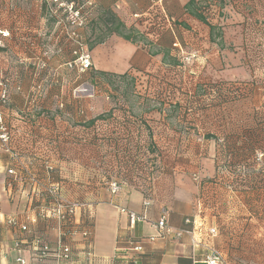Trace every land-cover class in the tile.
I'll return each mask as SVG.
<instances>
[{
	"label": "trees",
	"instance_id": "obj_1",
	"mask_svg": "<svg viewBox=\"0 0 264 264\" xmlns=\"http://www.w3.org/2000/svg\"><path fill=\"white\" fill-rule=\"evenodd\" d=\"M73 1L80 4L79 0H68L70 3ZM117 1L85 0L79 5L82 8L90 4V8L83 14L87 20L90 19L88 41L69 46L70 60H66V63L73 72H77L80 65V76L88 77L89 84L93 86H106L109 89L119 84L130 86L140 103L151 102L152 108L138 112L131 106L116 102L105 113L85 118V112L78 106L76 98L64 100L61 85L63 79L59 78V64H56L55 59L45 66V71L34 64L28 67L30 87L26 92L16 93V98L27 103L33 102L34 105L32 108L28 105L24 109L21 106L14 108L10 104L13 82L9 73L3 75L0 71V78L5 81L10 94L8 102L0 104V111L4 113L12 138L10 152L5 153L13 161L17 160L12 154L23 157L24 161L22 165L19 164L21 168L12 178L21 179L31 189L33 180L39 182L37 191L48 205L52 198L47 189L53 183L59 185L62 194L65 190L77 196H98L102 191L115 195L112 186L116 184L119 191H138L143 194L144 201H155L152 191L157 188L158 177L166 172L172 176L171 167L184 160L195 163L199 168L195 174L200 177V181L196 182L192 178L202 190L210 183H219L221 177H218L220 173L216 172L217 169L241 167L244 163L242 160L247 161L253 153L264 151L263 134L259 129L264 126L263 123L252 126L241 135L233 132L228 124L232 119L224 115L228 107L251 97L253 80L220 79L212 76L206 66L202 72L199 71L201 78L191 88L189 85L193 82L189 81L188 85L186 80V73L191 70V66H186L184 61L192 54L199 58L198 49L181 39L178 25L172 17L163 12L164 8L153 9L155 12L151 11L150 14L159 23L146 28L147 19L137 12L127 17L118 15L113 9ZM263 3V0H190L184 10L209 30L206 37L197 38L204 50H209L213 44L225 50L233 49L232 45H227L223 40L227 20H232L235 15L243 17L241 23L235 24L240 26L242 38L245 39L250 31L249 19L237 9L244 8L247 13H256ZM217 16L218 23H214ZM257 22L255 24L258 28L264 31V21L258 14ZM112 37H120L131 44H141L153 62L146 68L133 67L119 75L97 70L92 63L91 52ZM244 43H241L243 46L239 49L242 53V66L250 61L244 57L248 54ZM1 51L4 50L1 48ZM84 55L89 56L90 64L87 68L78 62ZM249 64L251 66L253 63L250 61ZM49 68L55 73L47 76ZM8 111L18 113V116L10 113L6 116L5 112ZM17 121L23 124L17 125ZM209 122L216 123L218 130L210 128ZM212 140L217 153L210 159H213L216 174L208 177V169L202 160L209 157L200 143ZM160 141L168 142V152L174 164H162ZM161 190L164 194L162 201L173 196V192L169 195L168 189ZM162 193L160 191L159 199ZM78 197L77 203H85L81 202L86 201L84 197ZM198 197L200 199L202 196ZM190 227L192 225L186 228L192 229Z\"/></svg>",
	"mask_w": 264,
	"mask_h": 264
},
{
	"label": "crops",
	"instance_id": "obj_2",
	"mask_svg": "<svg viewBox=\"0 0 264 264\" xmlns=\"http://www.w3.org/2000/svg\"><path fill=\"white\" fill-rule=\"evenodd\" d=\"M188 3L190 0H162L161 4L154 0H119L113 9L122 17L137 12L144 18L146 17L147 22L150 21L148 24L150 26L159 23L154 17L151 18V11L154 13L153 9L164 8L163 12L172 17L178 25L177 31H179L181 39L189 44L192 43L194 48L198 49L200 59L208 60L206 70L212 76L228 80H235L237 77L248 78V73L242 67L240 59L242 57L239 50L242 45V32L240 26L235 24L242 22L241 16L237 15L238 18L234 21L228 19L224 29V43L232 45L233 49L220 50L213 44L209 50H204L197 38L198 36L206 37L209 30L185 12L184 7ZM256 13L264 21V3ZM38 17L33 14L18 15L10 20L11 23H16L15 28L8 25L0 26V28L9 31L11 35V38L6 39L4 49L2 48L4 51L0 52V60L4 61L3 67L8 70L10 80L13 82H11L10 104L12 107L14 105V108L21 106L24 109L27 105L29 108L33 107V102H23V99L16 98V93L26 92L28 86L30 87L31 79L27 78L30 61L33 60L32 64L37 66L36 62L39 60L37 55L45 53L47 48L57 47L54 43H52L54 46L42 45V31L38 28V24L33 23L34 20L37 21ZM214 19V23H218V16ZM126 50H130L131 54L126 60L125 70L114 71L109 66L116 64L119 53L124 54ZM15 55L18 56V68L8 58ZM91 60L97 70L117 75L126 73L133 67L146 68L153 62L149 52L141 44H131L120 37H112L103 45L97 46L91 52ZM226 63L227 66H230H224ZM204 68L205 66L201 68L200 72ZM9 113V111L5 112V115H9ZM10 114L18 116V113ZM16 123L20 126L23 124L20 121ZM201 148L202 150L207 149L206 155L208 154L212 158L216 156L215 145L212 147L210 142L207 143V148L203 146ZM210 157L202 161L208 169V177H214L216 174L214 162ZM23 162V157L18 161H13L8 153L0 149V264H19L17 260L21 257L24 258L26 264H51L36 261L35 238L41 237L49 244L55 245L58 242L59 225L55 220L42 219L38 216L39 209L49 206L45 198L40 196L39 192L37 194L32 191L30 186H25L21 179L17 180L9 175V169H15L18 173L21 168L19 164H23ZM171 170L175 175L173 196L167 198L165 202H159L157 198L155 201H151V206L147 210V221H137L136 224H132L129 214L122 211L125 209L141 215L145 211L143 194L129 189L119 191L115 195L109 191H102L100 195L104 201L95 202L94 206L89 205L94 209L92 221L77 219L84 228H91L93 253L96 256L94 264H108L113 258H115L116 264H123L124 257L127 256L123 248L126 247V242L129 239L140 240L144 245V254L139 255L138 264H205L204 256L207 252L204 249L197 247L193 251L189 236H182L181 239L175 237V231H180L188 226L185 222L188 218L195 222V227L194 225L190 227L195 228V232L202 225H205L206 228L218 227L219 234L210 243L212 242L223 254V264H264V228L260 227L257 212L255 210L249 212L245 208L240 211L226 208L222 213L217 212V215H214L213 212L216 211L205 205L203 210L199 211L198 196L204 197L205 195L201 194L199 185L194 183L191 178L199 170L197 165L184 160L173 165ZM218 177L221 175L218 174ZM160 178L159 185L163 189L166 178L164 180L162 176ZM203 189L216 192L215 201H211L212 207L213 205L218 206V204L225 206V203L228 205L230 201L237 200L239 196L244 198L243 195L237 196L238 194L233 191L221 188L219 184L210 183ZM64 191L63 195L68 199L72 198L71 196H77ZM164 212L167 213L168 229L161 233L155 223L160 220ZM26 217L29 218V221L26 220ZM10 218L25 223L29 227V232H23L17 227L10 226L7 223ZM65 240L72 244L77 264H92V260L87 254L89 251L87 244L80 236L76 237L74 241L68 238Z\"/></svg>",
	"mask_w": 264,
	"mask_h": 264
},
{
	"label": "rangeland",
	"instance_id": "obj_3",
	"mask_svg": "<svg viewBox=\"0 0 264 264\" xmlns=\"http://www.w3.org/2000/svg\"><path fill=\"white\" fill-rule=\"evenodd\" d=\"M79 1L80 4L85 2V0ZM80 4H78L77 1L70 3L68 0H0V26L8 25L9 27L15 28L16 23H11L10 20L18 15L33 14L39 16L37 21L34 20L33 23L36 25L38 24V28L42 31V44H44V46H54L52 45V43H54L57 47L47 48V52L37 55L39 56V60L36 62V67L45 71V69H47L45 66L49 65L48 63L53 62L55 59L56 64H59V78L63 79L61 85L63 90L62 93H64V100H72L76 98L79 103L78 106L85 112V118L90 119V117H96L105 113V111L109 110L116 102L131 106L138 112L152 108L153 104L151 102L140 103L128 85L119 84V86H115V88L110 86V89L106 86H93L89 84L88 77H86V80L85 76H80L82 74V69L79 68L81 67L80 65L77 67V72H73V69L67 66L66 60H70L69 46L74 47L75 45L86 43V41H88L87 28L89 29L90 19L87 20L83 14H85L88 8H90V4L79 8ZM75 10L79 11V15L78 17L71 19L70 14L75 12ZM237 11L245 13L249 19L247 22L250 31L247 32L245 39L242 38V44L245 42V48L248 51V54L244 57L249 58L253 64L250 66V61H246V64L242 67L245 69L246 73H248L250 82L251 79L253 80V90L250 98L241 100L233 107H228L224 115L227 118L232 119L229 120L228 124L229 127L233 129V132L242 135L250 130L252 126L260 124V122L264 124V31H262L263 29H259L255 24L257 22V14L255 11L247 13L244 8H238ZM236 18H238L237 15L233 16L232 21L236 20ZM149 22H147L146 28L149 27ZM257 23L259 24V21ZM128 47L130 46L128 45ZM130 50H132L131 47ZM130 50H126L124 54L119 53L116 64L110 65L109 67L113 68L116 72L124 71L127 63L126 60L131 54ZM78 53L80 54L81 52L78 50ZM8 58L11 63L17 67L18 56H9ZM207 62V59H200L198 57L192 58L191 61H184L186 66H191V70L186 73L187 84L189 81H191L190 83L193 82L192 85L188 84L191 88L194 85V82L201 78V75H198V73L203 66H207ZM32 63L33 60L30 61V66L33 65ZM3 64L4 61L0 60V71H2L3 75H8V70L3 67ZM224 66L229 67L230 65L227 66L226 63ZM51 73L54 74L55 72H52L49 68L47 76ZM172 111L173 110L170 112ZM208 125L210 128L218 130L216 123L209 122ZM259 129L263 134L262 143H264V126ZM210 142L213 147V145H215L214 140ZM167 143V141L165 143L160 141L159 144L163 153L162 164L164 166L174 164V160L171 157L172 155L168 152L170 147L168 148ZM200 144H202L204 148H207V143L205 141ZM208 157L210 156L208 155ZM242 161L244 163H242L241 167H224L217 169L216 172H219L221 175V179L218 183L221 188L233 191V193L238 194L237 196L243 195L244 198H240L239 196L237 200L230 201L228 205L225 203V206L218 204V206L213 205L212 207L211 201H215L216 192H213V190L206 191V189H202L201 192L205 195L204 197L201 195L203 208L205 205L206 207H209V209H213V211H216L213 212L214 215H217V212L222 213L226 208L239 211L240 209L245 208L249 212L255 210L258 214L257 217L260 222V227L264 228V151L253 153L247 161ZM167 174L168 172L162 175V178L163 180L166 178V180H164L166 181L164 182V189H168L167 192L170 195L174 191V182L172 181V178L175 179V175H169L170 178ZM160 177H158L156 181L157 188L153 189L154 192L152 191L155 199L157 198L159 202L164 200V194L159 185L161 182ZM160 191L162 194L159 199ZM100 193L98 196H78L86 199V201L81 202L94 206L93 203L95 204V202L104 201ZM78 196H71L72 198L69 199L76 201L79 199ZM74 197L75 199H73ZM168 198H170V196H168ZM88 210L89 211H83L81 214H78L77 218L92 221L94 209L93 207H90Z\"/></svg>",
	"mask_w": 264,
	"mask_h": 264
},
{
	"label": "built area",
	"instance_id": "obj_4",
	"mask_svg": "<svg viewBox=\"0 0 264 264\" xmlns=\"http://www.w3.org/2000/svg\"><path fill=\"white\" fill-rule=\"evenodd\" d=\"M27 1V0H25ZM56 1V0H54ZM162 0H156L159 4H161ZM72 15V16H71ZM78 12H73L70 14V18L73 19L78 17ZM81 25V24H80ZM11 38L10 32L0 28V49L6 46V39ZM196 55L192 54L187 60H192ZM78 62L82 64L83 68H87L89 66V56L84 55L78 59ZM10 94L5 81L0 78V104H6L9 100ZM12 138H10V133L8 129V125L5 123V117L3 111H0V149L10 152V144ZM13 158L17 161L20 160L21 157L16 154H12ZM9 175L16 176L17 172L15 169H9ZM194 181L199 182L200 177L197 174L193 175ZM38 186L39 182L33 180L32 191H35L38 194ZM112 192H119V187L116 184L112 186ZM47 193L51 196L52 201L48 207L39 209L38 216L42 219H51L55 220L59 225V237L58 242L55 245L49 244L46 240H43L41 237L35 238V259L39 263H51V264H77L76 254H74V250L72 244L65 240L66 238L74 241L76 237H81L88 247V257L92 260V264L96 261L95 253H93V241H92V232L91 228H84L81 222H78V214H81L83 211H89L90 208L88 204L76 202L74 200H70L62 194V191L58 184H51ZM151 206V202L144 201L143 208H145L144 213L135 214L134 212L127 211L123 209V212H127L130 217V223L136 224L137 221H147V210ZM197 207L199 211L203 210V202L202 199H198ZM167 213L164 212L160 218V220L155 223L157 229L162 233L165 232L167 227L166 222ZM26 220L29 221V218L26 217ZM187 225H194L195 222L192 219L188 218L185 220ZM7 223L10 226L17 227L21 229L23 232H29V227L25 223H21L18 219L10 218L7 220ZM183 228L180 231H175V237L181 239L182 236L190 237V245L192 250H196L197 247L204 249L206 251V255L204 256L205 264H223L224 257L223 254L218 250L212 242L210 241L217 237L219 234V229L217 226H211L206 228L205 225L197 228ZM122 250V249H121ZM126 251L127 256L124 257L123 264H138L139 255L144 254V245L140 240L129 239L126 242V247L123 248ZM122 250V251H123ZM109 261L108 264H116L114 260ZM19 264H26V261L23 257L19 258ZM118 261V260H117Z\"/></svg>",
	"mask_w": 264,
	"mask_h": 264
}]
</instances>
